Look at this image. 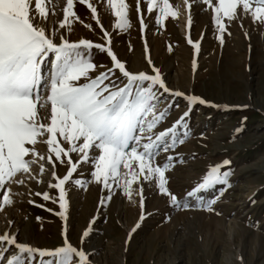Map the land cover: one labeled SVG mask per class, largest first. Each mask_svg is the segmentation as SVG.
I'll list each match as a JSON object with an SVG mask.
<instances>
[{
	"label": "rangeland",
	"instance_id": "obj_1",
	"mask_svg": "<svg viewBox=\"0 0 264 264\" xmlns=\"http://www.w3.org/2000/svg\"><path fill=\"white\" fill-rule=\"evenodd\" d=\"M87 2L96 7L100 24L110 34L111 48L128 71L154 75L153 69H158L171 91L184 94L173 97L159 89L157 114L168 109L169 103L171 108L154 130L175 127L156 149L155 162L162 165L166 157H174L166 172L167 188L181 206L173 205L151 181L141 179L133 184L131 198L117 181L110 180L111 188L106 189L92 177L93 165L83 163L73 181L65 185L67 210L61 218L58 203L34 195L37 191L50 196L58 193L47 186L49 181L55 182L51 165L41 162L45 172L41 175L36 164L31 175L42 183L27 180L25 185L6 186L11 188L12 203L0 201V235L10 233L18 242L48 250L62 246L66 236L88 255L90 264H264V23H254L250 14L226 20L221 43L214 12L197 0H188L190 9L186 0H170L178 16L162 22L157 19L158 11L147 12L145 0H140L139 11L136 0H126L130 22L126 30L116 29L119 20L106 0ZM65 6V0H59L55 8L49 6L53 21L45 23L46 32L63 22ZM74 11L79 19L70 17V30L66 26L59 31L70 42L87 39L106 45L87 3L74 0ZM189 36L199 44L198 52L188 43ZM91 51L97 66L92 77L114 67L107 53ZM53 60L50 55L43 65L45 74ZM118 76L116 70L113 79ZM189 96L205 103H190ZM182 116L183 122L176 126ZM180 139L183 144L177 143L167 152L160 150ZM61 143L69 146L62 139ZM36 148L45 153L47 146L37 144ZM72 157L78 159L76 154ZM225 161L229 163L225 165ZM217 165L222 173H229L228 183L187 196ZM133 168L138 170L135 162ZM66 171V165L56 162L57 176ZM141 187L142 196L137 194ZM5 194L9 193L0 192V196ZM85 231L89 233L86 238ZM4 248L10 251L4 252ZM17 251L14 246L0 244V256Z\"/></svg>",
	"mask_w": 264,
	"mask_h": 264
},
{
	"label": "snow or ice",
	"instance_id": "obj_2",
	"mask_svg": "<svg viewBox=\"0 0 264 264\" xmlns=\"http://www.w3.org/2000/svg\"><path fill=\"white\" fill-rule=\"evenodd\" d=\"M197 2L214 12L213 20L221 43L227 31L226 20L230 22L250 14L254 23H264V0H216L215 4L213 0ZM79 3H87L103 32L106 45L87 39L70 42L66 34L59 31L66 26L70 30L69 18L76 17L74 0H65L63 22L56 30L50 28L47 32L45 23L49 17V6L55 8L59 0H0V192L9 193L0 196V201L5 205L12 203L11 188L6 187L10 183L25 185L27 180L42 183L31 175V169L39 164L42 175L45 164L41 162H46L51 165L50 173L55 181H49L47 186L57 189L58 193L50 196L48 192L37 191L34 195L58 203L61 211L57 214L65 218V185L73 181L80 164L90 163L94 168L92 177L96 182H102L106 189L111 188L110 180L117 181L125 195L131 198L133 184L141 179L151 181L160 193L170 198L173 205L181 206L178 197L167 188L166 172L174 157H166L162 165L155 162L159 155L156 149L174 133L175 127L159 132L154 130L164 122L171 108L169 103L168 109L157 114L156 102L162 95L159 89L173 97L184 94L171 91L158 69H153L154 75L128 71L125 63L113 52L110 34L100 24L96 7L87 0H79ZM106 3L114 9L119 20L116 29L130 27L126 0H106ZM136 3L139 11L140 0ZM145 3L148 13L158 11L160 22L169 16H178L172 10L170 0H145ZM186 3L190 9L191 4L188 0ZM140 22L143 25L142 18ZM188 24L191 25L190 16ZM188 43L199 51V44H194L190 36ZM93 48L107 53L114 62L113 68L95 77L90 75L97 67L92 61ZM50 55L54 60L45 74L43 65ZM116 70L121 76L113 79ZM186 99L190 103H205L195 96ZM184 116L175 122L176 126L183 122ZM61 139L69 146L65 147ZM145 139L147 142H143ZM177 143L183 144L184 140H173L160 150L167 152ZM37 144L46 145V152H39ZM72 154H76L78 159L74 161ZM56 162L67 166L62 177L56 175ZM134 162L138 170L133 168ZM228 163L224 162L225 165ZM121 168L127 171L122 172ZM18 175L22 178L17 179ZM228 175L221 172V166H213L187 196H196L217 184H227ZM74 183L81 182L75 180ZM137 194L143 195L142 187ZM88 234L85 231L83 237ZM0 244L11 245L18 250L10 256H0L6 264H36L37 258L38 264H73L74 260L77 264H90L88 255L69 243L66 236L64 244L52 250L18 242L14 235H0ZM3 251L10 249L4 248Z\"/></svg>",
	"mask_w": 264,
	"mask_h": 264
},
{
	"label": "bare ground",
	"instance_id": "obj_3",
	"mask_svg": "<svg viewBox=\"0 0 264 264\" xmlns=\"http://www.w3.org/2000/svg\"><path fill=\"white\" fill-rule=\"evenodd\" d=\"M48 21H49V24L51 25V23H52V21H53V18H52V14H51V16H49V18H48ZM19 178V176L17 177V179ZM7 235V234H6ZM9 236H13V234H8Z\"/></svg>",
	"mask_w": 264,
	"mask_h": 264
}]
</instances>
